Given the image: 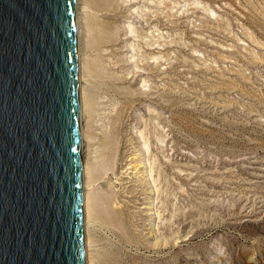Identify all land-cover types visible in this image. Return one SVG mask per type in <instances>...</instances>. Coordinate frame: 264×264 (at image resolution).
<instances>
[{"label": "rangeland", "instance_id": "1", "mask_svg": "<svg viewBox=\"0 0 264 264\" xmlns=\"http://www.w3.org/2000/svg\"><path fill=\"white\" fill-rule=\"evenodd\" d=\"M104 1L95 264H264V0Z\"/></svg>", "mask_w": 264, "mask_h": 264}, {"label": "water", "instance_id": "2", "mask_svg": "<svg viewBox=\"0 0 264 264\" xmlns=\"http://www.w3.org/2000/svg\"><path fill=\"white\" fill-rule=\"evenodd\" d=\"M76 0H0V264H87Z\"/></svg>", "mask_w": 264, "mask_h": 264}, {"label": "bare ground", "instance_id": "3", "mask_svg": "<svg viewBox=\"0 0 264 264\" xmlns=\"http://www.w3.org/2000/svg\"><path fill=\"white\" fill-rule=\"evenodd\" d=\"M76 6L81 93V126L82 122H87L86 128L82 126L86 257L87 264H95L96 253L94 249L95 246L92 236V227H94V222L99 217L100 211L97 207L98 203L96 202L93 196L92 187L94 186L96 174L95 168L93 167L89 154L91 147V135L89 132V120L91 117V110L89 106L88 82L90 74L92 72V65L89 59V52L92 49L94 41H96V39H94L95 37L92 36L93 30L90 8L91 6L103 8L106 6V3L104 0H76ZM86 145L88 147V154L86 153ZM101 212L107 214L111 225H115L117 219L114 215L109 213L108 208H104V210Z\"/></svg>", "mask_w": 264, "mask_h": 264}]
</instances>
